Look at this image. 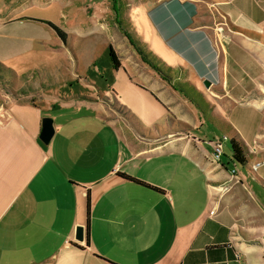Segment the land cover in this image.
I'll list each match as a JSON object with an SVG mask.
<instances>
[{"label":"crops","instance_id":"0c3cea01","mask_svg":"<svg viewBox=\"0 0 264 264\" xmlns=\"http://www.w3.org/2000/svg\"><path fill=\"white\" fill-rule=\"evenodd\" d=\"M164 6L173 7V25L160 17ZM149 9L156 39L146 26L142 37L151 61L172 75L144 61L127 73L129 83L160 104L167 135L188 118L180 112L186 106L200 125L210 121L226 141L234 138L245 162L238 166L231 150L219 164L211 160L208 139L193 135L200 125L189 136L205 140L204 150L123 121L128 134L106 116L88 124L52 119L44 144L36 105L7 106L0 114V264H264V0H153ZM104 105L97 103L98 116Z\"/></svg>","mask_w":264,"mask_h":264},{"label":"rangeland","instance_id":"374dc122","mask_svg":"<svg viewBox=\"0 0 264 264\" xmlns=\"http://www.w3.org/2000/svg\"><path fill=\"white\" fill-rule=\"evenodd\" d=\"M152 1L0 0V114L7 106L20 105L22 109L21 104L28 100L36 105L41 118L48 116L57 122L74 119L82 124L80 119H83L88 124L90 120L106 116L120 120L128 134L129 128L124 123L135 125L142 133L184 137L197 145V149L204 150L207 142L212 152L214 141L209 139L223 134L222 128L210 121L200 125L184 106L180 112L188 118L170 125L168 130L172 131L167 135L168 131L160 127V104L148 91L133 87L127 78L128 74L133 76L134 69L141 70L144 58L151 61V51L140 29L148 27L146 36L156 39L152 18L148 16L154 10H147ZM172 6L161 8L160 17L164 20L166 15V20L170 19L173 25ZM49 23L65 32V40ZM153 25L157 27L156 23ZM109 46L115 51L118 68L112 64ZM159 68L169 74L161 64ZM77 102L80 103L75 104ZM97 103L105 104L102 116H98ZM169 114L171 119L176 117L171 111ZM136 116L151 130L136 125ZM194 121L196 125L192 126ZM174 129L180 132L173 133ZM191 130L194 136L208 140L204 142L189 136ZM95 136L94 141L98 137L101 144V138ZM59 137L58 134L55 141ZM89 138L88 133L84 139ZM229 152V141H225L224 157ZM220 161L214 162L219 164Z\"/></svg>","mask_w":264,"mask_h":264},{"label":"trees","instance_id":"16d2710c","mask_svg":"<svg viewBox=\"0 0 264 264\" xmlns=\"http://www.w3.org/2000/svg\"><path fill=\"white\" fill-rule=\"evenodd\" d=\"M53 28L54 30L58 33V35L61 37V39L65 40V32L62 31L57 25L53 24V23H49ZM109 55L111 57V60H112V64L115 68H118L119 66V62H118V59L116 57V54H115V51L111 48V46H109ZM144 61L145 62H148V64L154 68L158 73H161V69L159 68V66H157L155 63L151 62L150 60H146L144 58ZM215 137H213L211 140H213ZM229 144H230V150H231V158H233L234 160H236V162L238 163H241L243 164L245 162V158L242 154V150L239 146V144L237 143V141L234 139V138H230L229 140ZM223 152H224V146H223ZM223 154V153H222ZM119 174L122 176V177H125L127 179H132L134 181H138V182H141L140 180H138L137 178L129 175V174H126L124 172H119ZM87 211H86V217H87V222H88V218H89V214H88V205H89V199L87 198Z\"/></svg>","mask_w":264,"mask_h":264},{"label":"water","instance_id":"95a60500","mask_svg":"<svg viewBox=\"0 0 264 264\" xmlns=\"http://www.w3.org/2000/svg\"><path fill=\"white\" fill-rule=\"evenodd\" d=\"M204 85L207 87L210 84L208 79L203 81ZM54 133V126L52 122V118L48 116H44L41 118V129L39 132V139L44 143L47 144ZM84 235V227L82 225H77L75 229V239L76 240H83Z\"/></svg>","mask_w":264,"mask_h":264},{"label":"built area","instance_id":"2783aa9c","mask_svg":"<svg viewBox=\"0 0 264 264\" xmlns=\"http://www.w3.org/2000/svg\"><path fill=\"white\" fill-rule=\"evenodd\" d=\"M228 139L227 135L221 134L215 136V138L212 140L214 141L212 143V152H211V157L214 161H219L222 153H223V146L224 142ZM256 146H252V151H254ZM260 162L255 163L254 168L258 166ZM231 172L234 174L235 170L232 169Z\"/></svg>","mask_w":264,"mask_h":264}]
</instances>
